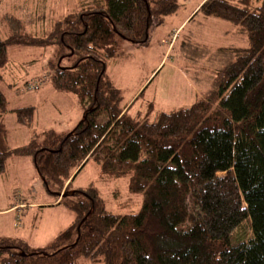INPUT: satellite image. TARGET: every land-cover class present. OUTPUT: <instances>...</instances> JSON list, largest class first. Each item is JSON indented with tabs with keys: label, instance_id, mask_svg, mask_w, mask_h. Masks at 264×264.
Instances as JSON below:
<instances>
[{
	"label": "trees",
	"instance_id": "obj_1",
	"mask_svg": "<svg viewBox=\"0 0 264 264\" xmlns=\"http://www.w3.org/2000/svg\"><path fill=\"white\" fill-rule=\"evenodd\" d=\"M40 1L0 0V81L9 47H56L54 86L76 95L83 114L66 133H35V107H11L0 89V173L10 157H31L74 218L40 249L18 245L16 254L13 245L0 246L1 264H26L32 256L44 264H76L80 257L103 264H264V0H202L191 10L182 29L201 15L230 39L182 42L204 51L192 67L194 75L199 68L211 73L209 88L189 106L153 117L152 103L143 115L129 114L144 89L123 104L107 64L121 41L147 44L178 0ZM45 80L23 87L35 91ZM9 115L30 128L21 145L9 143ZM90 161L112 178L129 176V192L142 195L137 212H110L94 185L71 189ZM244 223L250 235L239 240Z\"/></svg>",
	"mask_w": 264,
	"mask_h": 264
},
{
	"label": "rangeland",
	"instance_id": "obj_2",
	"mask_svg": "<svg viewBox=\"0 0 264 264\" xmlns=\"http://www.w3.org/2000/svg\"><path fill=\"white\" fill-rule=\"evenodd\" d=\"M201 1L178 0L176 12L150 30L147 44L120 42L118 55L108 61V76L119 88L123 104H131L144 89L131 106L129 114H145L149 103L154 105L151 117L156 111L189 106L209 88L211 73L199 68L194 75L195 69L192 67L193 63L195 65L194 60L201 59L204 51L198 54L196 45L186 46L187 43L182 45V42L189 38L192 44L226 45L229 36L219 34V29L213 27L212 21L202 20V16L198 15L184 29L185 25L180 28L182 30H179L178 39L170 45L173 31ZM40 4V0H34L35 6ZM40 7H35L34 11ZM55 49L49 46L9 47L7 50L8 69L0 81V89L11 107H35L32 124L35 133L45 130L66 133L77 125L83 114L76 95L57 91L54 86L52 65L57 61ZM182 49L192 56L184 55ZM43 76H46V80L38 90L24 89L26 82H33ZM7 125L11 146L21 145L29 139L30 128L16 125L10 115ZM128 178L105 175L95 162L90 161L75 177L71 189L94 185L100 190L107 210L115 214L135 213L141 207L142 195L129 192ZM50 190L56 191L53 186H50ZM58 201L59 195L46 188L31 157H10L5 170L0 173V246L13 245L15 248L10 251L21 254L18 245H25L27 252L48 245L74 218V213L63 203L58 204ZM244 226L236 232L239 240L250 235L247 224L244 223ZM6 255L12 256L14 253L6 252ZM39 259L38 256L29 257L26 264H44ZM76 264L103 262H92L80 257Z\"/></svg>",
	"mask_w": 264,
	"mask_h": 264
},
{
	"label": "crops",
	"instance_id": "obj_3",
	"mask_svg": "<svg viewBox=\"0 0 264 264\" xmlns=\"http://www.w3.org/2000/svg\"><path fill=\"white\" fill-rule=\"evenodd\" d=\"M195 10H196V9H195ZM195 10H194V11H195ZM194 11H191V12L188 13V15H187V16L181 21V23H180L178 29H179L181 26H183V25L188 21V19L191 17V15L193 14Z\"/></svg>",
	"mask_w": 264,
	"mask_h": 264
},
{
	"label": "built area",
	"instance_id": "obj_4",
	"mask_svg": "<svg viewBox=\"0 0 264 264\" xmlns=\"http://www.w3.org/2000/svg\"><path fill=\"white\" fill-rule=\"evenodd\" d=\"M32 88H36V86H32Z\"/></svg>",
	"mask_w": 264,
	"mask_h": 264
}]
</instances>
